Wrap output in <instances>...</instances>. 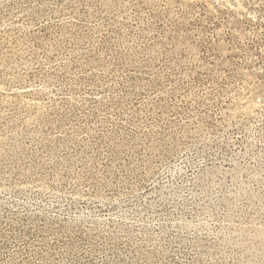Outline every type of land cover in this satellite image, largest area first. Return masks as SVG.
<instances>
[{"label": "rangeland", "instance_id": "374dc122", "mask_svg": "<svg viewBox=\"0 0 264 264\" xmlns=\"http://www.w3.org/2000/svg\"><path fill=\"white\" fill-rule=\"evenodd\" d=\"M0 264H264V0H0Z\"/></svg>", "mask_w": 264, "mask_h": 264}]
</instances>
